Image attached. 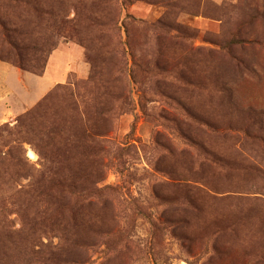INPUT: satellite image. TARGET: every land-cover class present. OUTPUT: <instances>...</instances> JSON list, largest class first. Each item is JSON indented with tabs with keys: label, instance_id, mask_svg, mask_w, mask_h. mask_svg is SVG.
<instances>
[{
	"label": "rangeland",
	"instance_id": "rangeland-1",
	"mask_svg": "<svg viewBox=\"0 0 264 264\" xmlns=\"http://www.w3.org/2000/svg\"><path fill=\"white\" fill-rule=\"evenodd\" d=\"M23 2L0 14L56 47L0 120V197L73 174L91 196L69 241L27 231L3 262L264 264V0ZM5 201L18 230L24 201Z\"/></svg>",
	"mask_w": 264,
	"mask_h": 264
},
{
	"label": "trees",
	"instance_id": "trees-1",
	"mask_svg": "<svg viewBox=\"0 0 264 264\" xmlns=\"http://www.w3.org/2000/svg\"><path fill=\"white\" fill-rule=\"evenodd\" d=\"M11 3H14V7L18 9L20 4L24 2L23 0H2L3 8L1 9H10ZM35 11L38 13L37 9ZM38 15L43 17L47 16V19L45 18L46 20H49V17L52 16L49 11H41ZM55 16L59 19L58 23L63 24L65 22L64 17L59 15ZM33 33L34 30L30 32L27 27L17 24L8 15L0 14V37H2L1 41L6 43V48H0V57L6 60H13L16 67L27 69L37 75H41L45 70L47 57L55 49L56 43L53 38H45L44 42L40 44L41 46H36L32 41ZM91 140L90 137H86V131L83 134L80 133V135L78 132L77 138L75 139L82 148L86 141ZM50 179L53 180V177H50ZM70 179L72 180V185L70 186L56 185L54 183V186L49 187L33 186L28 191L13 188L8 196H6L7 201H14L18 205L21 200L24 201V207L21 208L19 206L18 208V211H22L21 227L18 230H14L12 228V222L6 220V216H8L5 205L6 197H0V264H7L3 262V255L6 250L3 249L4 245L9 246L11 241L21 239L27 231L32 234L33 238H37L40 234L55 228L63 232L62 234H66L68 241L71 239L76 218L81 216L86 205L90 204L88 200L91 195L86 194V192L83 194L82 189L80 190L75 186V181L81 179L79 175L73 174L70 176ZM33 185L35 184L33 183ZM65 193H68L70 196H75L74 201L72 202L70 199L69 204L61 205L60 210H56V215H54L50 210L51 206H48L47 203L52 198L53 201L66 204L64 198ZM43 197L47 198V200H44ZM40 202H45L46 204ZM66 246L67 244L64 243V247ZM64 250L63 248L58 251L55 246L53 249L47 250L48 253L44 257L45 260L43 262H47V264H62L59 257ZM32 256L33 260H36L41 255L40 252H36ZM33 260L27 261L25 264H30Z\"/></svg>",
	"mask_w": 264,
	"mask_h": 264
},
{
	"label": "crops",
	"instance_id": "crops-1",
	"mask_svg": "<svg viewBox=\"0 0 264 264\" xmlns=\"http://www.w3.org/2000/svg\"><path fill=\"white\" fill-rule=\"evenodd\" d=\"M55 52V51H54ZM53 52V54H54ZM52 54V57L54 56ZM51 60V57L50 59ZM46 67V70L48 69ZM43 75H35L30 72L21 70L20 68L8 64L0 60V120H6L10 116L19 113L24 110L29 103L25 97L20 95L22 92L21 87H26V79L30 78L32 80H40ZM41 81V80H40ZM57 82V81H56ZM55 80H52L49 85H47L39 96H36L35 99H38L50 88L52 83H56ZM35 101V100H34Z\"/></svg>",
	"mask_w": 264,
	"mask_h": 264
}]
</instances>
